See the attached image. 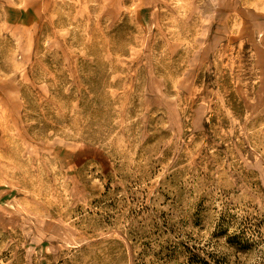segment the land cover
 Returning <instances> with one entry per match:
<instances>
[{"label": "rangeland", "instance_id": "374dc122", "mask_svg": "<svg viewBox=\"0 0 264 264\" xmlns=\"http://www.w3.org/2000/svg\"><path fill=\"white\" fill-rule=\"evenodd\" d=\"M0 264H264V0H0Z\"/></svg>", "mask_w": 264, "mask_h": 264}]
</instances>
